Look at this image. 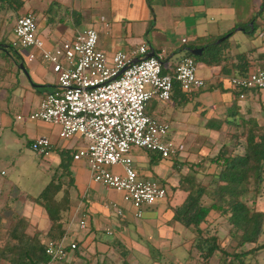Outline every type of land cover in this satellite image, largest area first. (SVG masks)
Returning a JSON list of instances; mask_svg holds the SVG:
<instances>
[{
  "label": "crops",
  "instance_id": "obj_1",
  "mask_svg": "<svg viewBox=\"0 0 264 264\" xmlns=\"http://www.w3.org/2000/svg\"><path fill=\"white\" fill-rule=\"evenodd\" d=\"M28 12L45 49L95 27L97 46L110 60L145 43L149 53L161 55L164 73H172L184 57H201L207 46H217L219 62L196 60L203 88L186 92L175 82L170 100L154 96L147 102V114L167 123V138L184 148L163 158L133 147L139 178L168 189L142 217L135 216L123 192L96 183L86 161L74 159L84 145L80 135L62 138L58 125L30 118L58 83L41 50L23 48L15 35L17 19ZM195 48L202 54L192 55ZM32 52L37 55L30 59ZM259 67H264V0H0V242L16 211L29 224L27 234L41 243L49 240L55 219L62 239L77 244L60 264H113L121 257L120 245L131 264L132 259L161 264L185 254L190 260L194 235L174 220L173 209L185 202L192 182L206 184L220 171L214 159L228 143L227 133L249 122L264 127V90L241 91L232 84L234 76ZM40 137L50 140L47 155L35 149ZM241 144L237 150L243 153V139Z\"/></svg>",
  "mask_w": 264,
  "mask_h": 264
},
{
  "label": "built area",
  "instance_id": "obj_2",
  "mask_svg": "<svg viewBox=\"0 0 264 264\" xmlns=\"http://www.w3.org/2000/svg\"><path fill=\"white\" fill-rule=\"evenodd\" d=\"M14 31L23 48L41 50L57 76V88L43 98L30 118L58 125L62 138L80 135L84 145L74 159L86 161L96 183L123 192L136 217L143 216L146 206L164 200L167 187L155 180L140 179L131 151L139 147L169 158L176 149L184 148L167 138L168 124L149 116L146 105L154 96L170 100L175 82L186 92L203 88L205 81L197 74L195 58L186 56L172 73H164L161 55L149 56V47L143 43L131 54L116 52L110 60L97 46L99 34L95 27L48 50L31 12L17 19ZM36 55L32 52L29 58ZM232 84L241 91L264 90V67L248 75L234 76ZM49 147L47 137H40L35 143V149L45 155L49 154ZM116 166H121L123 172L116 171ZM114 209L122 212L117 205ZM81 225L84 227L85 221ZM45 244L48 264L62 263L68 250L77 247L75 242L69 244L65 239L48 240Z\"/></svg>",
  "mask_w": 264,
  "mask_h": 264
},
{
  "label": "trees",
  "instance_id": "obj_3",
  "mask_svg": "<svg viewBox=\"0 0 264 264\" xmlns=\"http://www.w3.org/2000/svg\"><path fill=\"white\" fill-rule=\"evenodd\" d=\"M200 59L210 64L219 62L221 55L217 46H207L201 57L195 58ZM227 134L228 143L223 144L214 159L220 171L206 184L192 182L185 202L173 209L174 220L193 232L191 256L197 251L202 264H211L217 253V264H251L260 250H264V243L259 244L264 238V207H260L264 205V127L249 122L240 132L237 129ZM242 139L245 146L240 153L237 149ZM11 214L7 233L0 242V261L48 264L46 244L38 236L27 234L29 224L24 217L16 211ZM53 222L49 240L59 242L64 231L55 219ZM226 225L227 233L221 238L219 232ZM249 244L254 247L248 248ZM119 247L121 260L113 264H130L129 251Z\"/></svg>",
  "mask_w": 264,
  "mask_h": 264
},
{
  "label": "rangeland",
  "instance_id": "obj_4",
  "mask_svg": "<svg viewBox=\"0 0 264 264\" xmlns=\"http://www.w3.org/2000/svg\"><path fill=\"white\" fill-rule=\"evenodd\" d=\"M238 130H239V132L241 131V129H238ZM250 196L251 195H249V198H250ZM251 199L252 198H250V202L252 201ZM261 204H263V202H261ZM260 207L263 208L264 205H260ZM0 214H1V212H0ZM227 229H228V225L224 226L223 229L220 230L219 235L221 236V238L225 237V235L227 233ZM1 235H2V233H1ZM189 236H191V234H189ZM262 243H264V238L259 244H262ZM247 247L248 248L254 247V244H249ZM184 257H187V254H185V256L179 255V258H181V259L176 260V261L175 260L174 261H166L165 264H168L169 262H170V264H202L199 261L200 258H199V253L197 251H195V255H192L190 257L191 258L190 260H188V259L185 260ZM218 259H219V253H217L216 256L212 259L211 264H217ZM120 260H121V258L118 259L117 261L113 260V262H119ZM144 261L145 260H142V262H144ZM132 263L136 264L137 262L135 259H132ZM251 264H264V250H260L258 255L254 259H252Z\"/></svg>",
  "mask_w": 264,
  "mask_h": 264
},
{
  "label": "water",
  "instance_id": "obj_5",
  "mask_svg": "<svg viewBox=\"0 0 264 264\" xmlns=\"http://www.w3.org/2000/svg\"><path fill=\"white\" fill-rule=\"evenodd\" d=\"M222 39H223V38H222ZM222 39H221V40H222ZM202 51H203L202 48L190 49V53H191L192 55H195V56H199V55H201V54H202ZM152 55H154V53H149V56H152Z\"/></svg>",
  "mask_w": 264,
  "mask_h": 264
}]
</instances>
